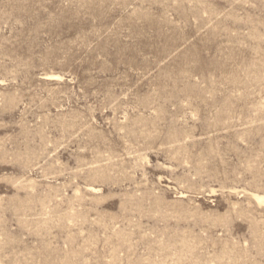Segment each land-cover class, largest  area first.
Segmentation results:
<instances>
[{
  "label": "rangeland",
  "instance_id": "374dc122",
  "mask_svg": "<svg viewBox=\"0 0 264 264\" xmlns=\"http://www.w3.org/2000/svg\"><path fill=\"white\" fill-rule=\"evenodd\" d=\"M0 264H264V0H0Z\"/></svg>",
  "mask_w": 264,
  "mask_h": 264
},
{
  "label": "bare ground",
  "instance_id": "6f19581e",
  "mask_svg": "<svg viewBox=\"0 0 264 264\" xmlns=\"http://www.w3.org/2000/svg\"><path fill=\"white\" fill-rule=\"evenodd\" d=\"M259 200H260V201H262L263 199H262V198H260V197H258V201H259Z\"/></svg>",
  "mask_w": 264,
  "mask_h": 264
}]
</instances>
